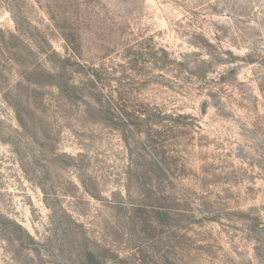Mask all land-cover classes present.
Instances as JSON below:
<instances>
[{
    "label": "rangeland",
    "instance_id": "1",
    "mask_svg": "<svg viewBox=\"0 0 264 264\" xmlns=\"http://www.w3.org/2000/svg\"><path fill=\"white\" fill-rule=\"evenodd\" d=\"M26 2L40 32L34 39L44 36L62 52L53 23L76 30L85 59L108 55L109 72L129 98L188 114L191 124L167 141L168 177L157 201L140 184V163L149 167L139 154L147 152L144 141L128 139L131 156L118 131L55 103L28 128L18 126L5 87L17 78L11 59L21 65L32 57L8 42L19 52L3 47L0 54V264H85L86 250L106 264H264V0ZM0 29L15 31L3 0ZM200 36L214 45L211 54L195 46ZM144 40L185 58L187 71L175 76L147 63L142 75L121 74L126 45ZM228 52L237 59L226 62ZM126 169L139 171L129 196ZM137 203L165 207L169 217L151 214L149 221L165 223L140 233ZM12 221L42 243L39 253L2 231Z\"/></svg>",
    "mask_w": 264,
    "mask_h": 264
},
{
    "label": "trees",
    "instance_id": "2",
    "mask_svg": "<svg viewBox=\"0 0 264 264\" xmlns=\"http://www.w3.org/2000/svg\"><path fill=\"white\" fill-rule=\"evenodd\" d=\"M3 2L15 23V31L7 33L6 36L0 29V54H3V47L9 52L8 54L15 55L18 53L19 50L8 45V42L15 40L25 46L24 54L28 53L32 57L31 61V57L29 58L30 63L21 65L16 59H11L13 67L15 68L16 65L17 68L15 72L17 78L8 82L5 87V96L18 126L22 129L28 128L30 124H33L32 116L40 114L41 117V115H45L47 105L55 103L68 115L75 114V110H77L78 118L83 122L85 121L84 118L89 116L92 118L91 123H99L118 131L127 144L131 156L130 138L140 142L144 141L141 143L147 152L139 154L143 158L148 157L149 167L143 168L144 164L140 163L142 169L140 172L142 177L141 188L150 191L155 200L160 199V196L163 197L162 193L159 194L158 192V186L168 177L166 157L170 156L166 150L167 141H169V137H178L180 132L191 124L188 123L190 116L185 113H168L158 105L142 101L138 97L135 100L129 98L116 85L120 78H116L109 72L112 66L106 63L109 60L108 55L99 58L97 62L85 59L84 47L86 49V46L79 33L72 28L60 27L58 23H53L63 41L62 52L53 48L46 37L40 36L41 42L47 45V48L43 47L39 40L40 37L34 39V34L39 35L40 32L28 19L25 10L26 0H3ZM119 28L123 29L122 26ZM199 39L201 43H195V46H202L210 54L215 50L214 45L206 37L200 36ZM146 42L147 40H144V42H135L131 46L126 45L123 57L124 62L127 61L128 65L121 66V74L128 71L132 75H142L143 68L147 63L150 64L151 70L171 72L175 76H180L184 71H187L188 61L185 58H171L164 47L155 43L146 44ZM228 54L229 57L226 62H232L238 57L231 52ZM210 61L211 59L209 62L202 60V66L207 65V63L210 65ZM193 66V68L198 67L195 63ZM68 121L70 120L68 119ZM138 165L139 163H135V167ZM126 172L127 185L125 184L124 193L127 192L126 195L129 196L131 177L139 171L134 170L132 172L131 169H126ZM84 182L86 186V181ZM87 190L89 189L87 188ZM93 196L95 195L93 194ZM144 197L141 195L140 201ZM168 211L165 207H147L137 203L132 210V216L139 214L140 218L143 219L138 218L136 220L138 226L141 227L140 233H142V227H157L165 223L163 218L159 220L156 217H153L155 220L150 219L151 221H149L151 214L166 218L169 217ZM3 224L2 231L5 234L9 233L15 236L12 240L18 246L39 253L42 243L37 241L29 231L14 221ZM9 239L8 235L7 241ZM84 263L106 264L91 250H86Z\"/></svg>",
    "mask_w": 264,
    "mask_h": 264
}]
</instances>
